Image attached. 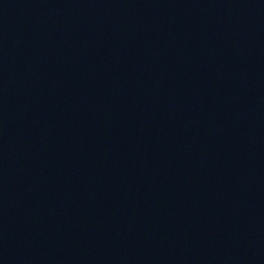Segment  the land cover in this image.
<instances>
[{"label":"water","instance_id":"obj_1","mask_svg":"<svg viewBox=\"0 0 264 264\" xmlns=\"http://www.w3.org/2000/svg\"><path fill=\"white\" fill-rule=\"evenodd\" d=\"M0 264H264V0H0Z\"/></svg>","mask_w":264,"mask_h":264}]
</instances>
